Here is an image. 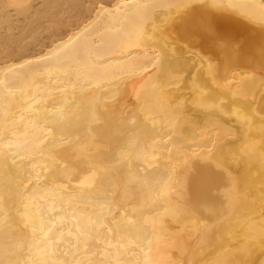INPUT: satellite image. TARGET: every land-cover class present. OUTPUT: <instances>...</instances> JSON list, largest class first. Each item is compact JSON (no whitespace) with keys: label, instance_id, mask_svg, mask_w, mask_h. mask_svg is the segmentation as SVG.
Returning <instances> with one entry per match:
<instances>
[{"label":"bare ground","instance_id":"6f19581e","mask_svg":"<svg viewBox=\"0 0 264 264\" xmlns=\"http://www.w3.org/2000/svg\"><path fill=\"white\" fill-rule=\"evenodd\" d=\"M262 49L264 0H0V264H264Z\"/></svg>","mask_w":264,"mask_h":264},{"label":"snow or ice","instance_id":"6c2138e0","mask_svg":"<svg viewBox=\"0 0 264 264\" xmlns=\"http://www.w3.org/2000/svg\"><path fill=\"white\" fill-rule=\"evenodd\" d=\"M220 43L223 44V43H226V42H224L223 40H221ZM261 55L264 56V49H262V51H261Z\"/></svg>","mask_w":264,"mask_h":264},{"label":"rangeland","instance_id":"374dc122","mask_svg":"<svg viewBox=\"0 0 264 264\" xmlns=\"http://www.w3.org/2000/svg\"><path fill=\"white\" fill-rule=\"evenodd\" d=\"M67 15H68L67 13L66 14H63L64 17H66Z\"/></svg>","mask_w":264,"mask_h":264}]
</instances>
